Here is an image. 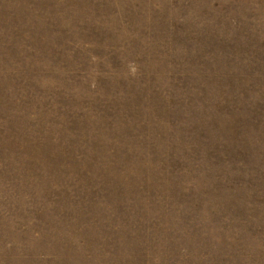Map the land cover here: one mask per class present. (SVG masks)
<instances>
[{
  "label": "rangeland",
  "instance_id": "1",
  "mask_svg": "<svg viewBox=\"0 0 264 264\" xmlns=\"http://www.w3.org/2000/svg\"><path fill=\"white\" fill-rule=\"evenodd\" d=\"M0 264H264V0H0Z\"/></svg>",
  "mask_w": 264,
  "mask_h": 264
}]
</instances>
